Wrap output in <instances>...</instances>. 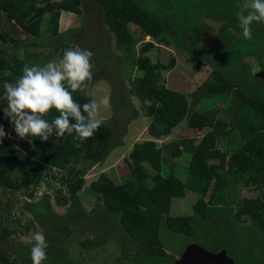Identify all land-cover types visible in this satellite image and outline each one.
Returning a JSON list of instances; mask_svg holds the SVG:
<instances>
[{
    "label": "trees",
    "instance_id": "trees-1",
    "mask_svg": "<svg viewBox=\"0 0 264 264\" xmlns=\"http://www.w3.org/2000/svg\"><path fill=\"white\" fill-rule=\"evenodd\" d=\"M82 3L97 6L101 26L113 35L114 45L122 54L121 63L139 72V76L127 77L128 87L122 83L118 87L115 85L111 95H115L114 98L121 104L123 98L128 102L129 95L137 100L147 120L145 131L151 140L132 144L127 157L122 159L125 171L116 176L100 172L94 181L82 189L84 171L73 172L71 166L77 161L91 167L104 162L115 147L112 142L113 129L118 117L116 114H121L123 110L122 105H113L114 118L104 120L94 135L80 147L75 146L79 143L75 134H65L59 140L53 135L47 142L28 137L24 139L29 143L25 151L3 139L0 142V211L6 207L8 196L5 192L27 189L48 178L53 183H60L66 190L64 197L61 196L60 187H56L53 200L56 205L65 206L64 217L51 210L47 195L40 198L41 203L35 209V204H23V209L32 214L49 240L46 251L51 259L48 258V264H71L65 257L61 243H68L69 236L74 232L92 231L94 241L84 240L81 245L83 248L98 246L100 238L93 234L94 230H102L100 233L103 237L110 233L117 235L124 256L132 244L142 262L161 253L162 245L158 238L160 226L172 233L189 235L195 222L211 217L210 210L216 205L219 184L224 182V177L232 185L235 180H240L244 186L264 187V93L260 95L261 98L246 95L240 87L244 85V79H233L226 73L211 70L196 91L205 100H217L224 105L223 108L217 109L216 105L205 112L190 111L185 94L167 89L160 83V72L171 68L173 60L170 59L168 65L151 63L145 55L153 48L151 42L143 43L135 51L134 46L141 39L132 37L130 25L136 26L142 36L161 40L164 23L134 0H0V43L12 45L13 51H16L20 45L24 48L41 46L44 43L42 37L46 34L61 37L73 33L76 29L57 33L58 16L60 12L81 15ZM191 3H210L212 14L207 13L222 21L218 42L209 43L205 48H214L213 55L220 56L233 50L236 44L237 53L232 55V59L238 60L235 63L237 66L242 65L240 58H249L264 69V24L254 23L252 39H244L237 21L238 0H191ZM166 25L169 27L170 23ZM75 39L77 37L74 35L70 42H75ZM61 44L54 48H59L63 53L66 45ZM194 52L189 51L188 63L192 72L197 73L203 63L199 56L201 51L196 49ZM13 59L12 64L9 63L5 51L0 49V98L5 94L4 83H13L21 75V61ZM5 70L10 71L12 76L5 77ZM123 70L122 74H125L124 67ZM251 79L264 86L257 78L252 76ZM253 90L259 89L255 86ZM73 98L81 105L91 101L78 91L73 93ZM145 99L153 100L151 108L144 105ZM131 109L134 117L136 112ZM219 113L225 119L219 117ZM56 115L58 113L53 110L46 119L51 121ZM128 118L124 120L128 121ZM5 121L14 130L0 111V125L4 126ZM178 125H184L190 137L181 136L171 140L164 148L171 158L190 156V174L184 182L172 173L161 175L159 150L154 142L167 137ZM222 138L225 139L224 151L216 145ZM64 170L66 173H63ZM13 174L14 178L11 177ZM80 190L95 200L89 212L80 205L77 196ZM185 190L197 195L191 206V215L170 214L171 202L183 197ZM234 210L231 214L234 221L249 220L264 237V203L259 198L242 199ZM2 218L0 215L3 222ZM20 233L25 234V231ZM0 243L4 245L0 246V264H30L32 246L9 244L7 230L1 224Z\"/></svg>",
    "mask_w": 264,
    "mask_h": 264
},
{
    "label": "rangeland",
    "instance_id": "rangeland-1",
    "mask_svg": "<svg viewBox=\"0 0 264 264\" xmlns=\"http://www.w3.org/2000/svg\"><path fill=\"white\" fill-rule=\"evenodd\" d=\"M136 1L147 12L164 23V32L161 40H153L140 35L137 27L130 25L129 30L132 37L141 39L135 44L134 49L136 51L143 43L151 42L153 48L145 54L151 63L159 62L160 64L168 65L170 59L173 60L171 68L160 72V83L167 89L185 94L190 111L205 112L213 109L216 105L217 109L218 107L219 109L223 108L224 105L219 104L217 100H205L196 91L199 83L205 79L211 70L219 71L222 74L226 73L227 76L233 79H244V85H246L240 86L243 92L246 95L261 98L260 95L264 93V86L251 79L257 70L261 69L259 64L249 58H240L239 61L242 65L237 66L235 63H238V60L236 62L232 59V55L237 53L236 44L233 45V50L226 52V55L222 54L220 56L213 55L215 53H212V50H215L214 48H205V45L207 46L209 43L216 44L218 42L217 38L222 24L221 20L214 19L207 13H211V9H209L210 3L199 5L198 3H191V0H134V3H137ZM80 8L82 11L81 15L60 12L57 20V33L61 34L65 31L76 29L75 32L67 33L61 37H51L46 34L42 37L44 43L39 47L27 46L24 48L20 45L16 51H13L12 45H2L0 43V49L5 51V56L9 63L12 64L13 58L21 61V74L25 64L29 66L34 64L42 65L61 58L63 54L61 50L54 48L61 43L66 45V50L78 45L80 48L93 52L92 83L87 89L78 90V92L86 95L90 100L99 101L105 96L110 97V107L107 109L102 108L100 112L99 118L103 121L114 118L113 105H122L121 108L123 110L121 114H116L118 117H115L117 121L114 123L112 137L115 147L109 152L104 162L91 167L82 161H77L71 166L73 172L84 171L82 185V189H84L91 181L96 179L100 172L116 176L124 170L122 158L127 156L132 144L147 138L145 131L147 120L140 109L139 103L133 96L128 94V102L123 98L121 104L120 101L114 98L115 95H111V90L115 85L118 87L122 83V85L128 87L127 77L139 76V72L134 70V68H127L124 63H121L120 58L122 54L114 45L113 35L107 32L105 27L101 26L97 6L94 3H82ZM169 23L171 31L166 25ZM3 28H6V26H3ZM74 35L77 39L74 40L75 42H70L74 39ZM196 49L201 51L199 56L203 65L197 73H193L191 65L188 63V54L189 51L190 53H195ZM123 67L125 68V74H122V71L124 72ZM255 86L259 90L254 91L253 87ZM128 104H130L129 107ZM6 106L7 101L4 94L0 98V111L2 113L3 108ZM131 107L136 112L134 117H132L133 111ZM218 116L225 119L221 113ZM127 117L130 118H128V121H125L124 119ZM3 128L6 133L10 134V138H5L6 141L21 151L28 149L29 145L27 147V141L20 139L15 134V131L9 126L8 121H5ZM174 131L175 129L172 130V132ZM224 142V138L216 142L217 147L222 151L225 149ZM159 145L163 154V158L160 161L161 175L173 173L180 181L184 182L186 179L183 180V169L187 165L189 156L181 155L177 159L171 158L168 151L164 148L165 144ZM63 173H66V170ZM11 177L14 178V174ZM224 178V182L219 184L216 205L210 210L211 217L208 220L204 219L195 222L192 225L193 230L191 234H176L161 226L159 227L158 238L162 245V250L168 253L176 252L183 244L190 241L205 244L207 240L212 239L216 242H232L239 247L238 250L244 256L245 261L252 258L251 248L254 246L247 245L248 239L252 240L250 239L252 234V229L249 227L250 222L247 219L241 222L234 221L231 214L235 211V205L241 203L242 199L259 198L264 203V187L257 189L252 186H244L240 180H235L232 185L226 177ZM58 186L61 189V196L65 197L67 194L64 187L60 183L58 185V182H51L48 178H45L44 181L36 186H30L27 189H21L16 192H5V195L8 196L5 202L7 208L5 207L2 209V212L0 211V215L3 216V222L0 219V224L7 230V241L9 244L18 245L19 243L26 247H31L34 243L32 239L33 234L38 231L43 232V229L37 225L32 214L23 209L24 202L28 203L29 206L35 204L33 208L35 209L41 203L40 198L43 195H47L51 210L60 215L61 218L64 217L65 206H59L53 202L54 191ZM77 196L80 205L86 212H89L95 204L93 197L86 194L83 190H80ZM196 199V194L193 195L192 192L185 190L181 200L173 199L171 202L172 210H170V214L175 211L176 216H190L192 212L191 206ZM216 213L217 215H215ZM242 223L246 224L244 225L245 227H237ZM24 231L25 234L20 233ZM94 231L93 234L100 238L98 246L83 248L81 245L84 240L94 241L92 231L85 233L74 232L69 236L68 243H61V248L65 251L67 260L71 264H121L120 262L124 259V255L121 252V240L117 238V235L110 233L103 237L101 235L102 230ZM46 240L49 246V240ZM1 245L4 247L0 243ZM131 245L130 247L132 248ZM18 249H21V246H18ZM131 251L132 249L127 252L125 259H130ZM256 251L258 252L257 248ZM48 253L47 259L43 264H48L49 262L48 258L50 257ZM156 262L159 261L152 258L150 260H142L141 263L154 264ZM30 264L32 263L30 262ZM250 264H253V262Z\"/></svg>",
    "mask_w": 264,
    "mask_h": 264
},
{
    "label": "clouds",
    "instance_id": "clouds-1",
    "mask_svg": "<svg viewBox=\"0 0 264 264\" xmlns=\"http://www.w3.org/2000/svg\"><path fill=\"white\" fill-rule=\"evenodd\" d=\"M238 27L244 39H252V25L264 24V0H238ZM93 52L78 45L65 50L62 57L44 64H25L22 74L14 83L5 82L7 106L3 115L9 120L20 139L38 138L47 142L55 135L57 140L65 134L79 141L80 145L91 138L104 123L100 119L101 109L110 107V97L91 100L83 105L77 103L73 93L87 89L93 80ZM264 71V69H260ZM5 77L12 73L5 70ZM144 105L151 108L153 100L145 99ZM55 110L51 121L46 117ZM10 138L0 125V142ZM30 259L32 264H43L47 259L48 243L42 231L35 232Z\"/></svg>",
    "mask_w": 264,
    "mask_h": 264
},
{
    "label": "flooded vegetation",
    "instance_id": "flooded-vegetation-1",
    "mask_svg": "<svg viewBox=\"0 0 264 264\" xmlns=\"http://www.w3.org/2000/svg\"><path fill=\"white\" fill-rule=\"evenodd\" d=\"M244 225L246 224L242 223L237 227H245ZM249 227L252 229L250 238L252 240L248 239L247 245L250 244L254 247L251 248L253 256L247 261L244 260V256L241 255V252L238 250L239 247L234 245V243L229 241V243L225 241L216 242L209 238L210 240H207L205 244L190 241L183 244L176 252L171 253H168L167 251L165 252L161 247V253L156 254L153 257L159 262L154 264H250L252 262L253 264H264V237L253 224L250 223ZM189 245L190 247L187 249L184 259H182V254L184 253L185 248ZM196 247L202 249L203 253ZM256 248L258 249V252L256 251ZM131 249V255L129 256L130 259L127 260L125 259L127 256H124V259L120 263L142 264L141 256L135 254L133 246L131 248L129 245L127 252Z\"/></svg>",
    "mask_w": 264,
    "mask_h": 264
},
{
    "label": "crops",
    "instance_id": "crops-1",
    "mask_svg": "<svg viewBox=\"0 0 264 264\" xmlns=\"http://www.w3.org/2000/svg\"><path fill=\"white\" fill-rule=\"evenodd\" d=\"M175 129V131L174 132H172V130H174ZM174 129H172L171 130V132H170V134L167 136V137H165V138H161V139H159V140H154V142L156 143V148L159 150V156H160V161H161V158H163L162 156H163V154H162V150H161V146L159 145V144H166V143H168L169 141H171V140H176V139H178V138H180L181 136H186V137H190V132L189 131H187V130H185V127H184V125H178V126H176ZM143 140H151V138L147 135V138H145V139H142V141ZM141 142V141H140ZM28 143V142H27ZM158 144V145H157ZM131 149V148H130ZM130 151V150H129ZM129 153V152H128ZM128 155V154H127ZM127 157V156H126ZM123 158H125V157H123ZM122 158V159H123ZM177 159V158H176ZM189 161H190V156L188 157V160H187V165H185L184 166V174H183V180H185L187 177H188V175L190 174V171H189ZM159 165H160V162L158 163ZM116 166V165H115ZM117 166H119V165H117ZM147 170H148V172L149 173H151V171L148 169V168H146ZM159 171H160V169H159ZM173 174V173H172ZM194 195V194H193ZM182 199V197L181 198H178V200H181ZM170 210H172V207H170ZM175 212V211H174ZM172 213V215H175V213Z\"/></svg>",
    "mask_w": 264,
    "mask_h": 264
},
{
    "label": "water",
    "instance_id": "water-1",
    "mask_svg": "<svg viewBox=\"0 0 264 264\" xmlns=\"http://www.w3.org/2000/svg\"><path fill=\"white\" fill-rule=\"evenodd\" d=\"M254 77H256L258 80H260L262 83H264V71L257 70V72L254 74ZM193 246V245H192ZM190 247L187 246L184 250V253L182 254V259H184L187 249ZM197 248V247H196ZM200 252L203 253V250L200 248H197Z\"/></svg>",
    "mask_w": 264,
    "mask_h": 264
}]
</instances>
